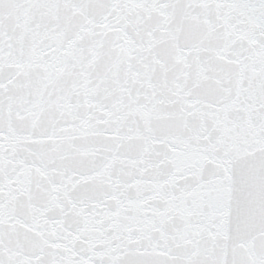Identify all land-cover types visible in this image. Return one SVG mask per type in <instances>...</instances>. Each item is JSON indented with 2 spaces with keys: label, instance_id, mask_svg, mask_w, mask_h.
<instances>
[{
  "label": "snow or ice",
  "instance_id": "1",
  "mask_svg": "<svg viewBox=\"0 0 264 264\" xmlns=\"http://www.w3.org/2000/svg\"><path fill=\"white\" fill-rule=\"evenodd\" d=\"M0 264H264V0H0Z\"/></svg>",
  "mask_w": 264,
  "mask_h": 264
}]
</instances>
